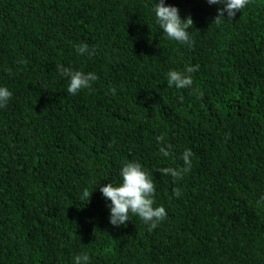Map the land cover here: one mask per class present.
Segmentation results:
<instances>
[{
	"label": "trees",
	"instance_id": "trees-1",
	"mask_svg": "<svg viewBox=\"0 0 264 264\" xmlns=\"http://www.w3.org/2000/svg\"><path fill=\"white\" fill-rule=\"evenodd\" d=\"M157 2L0 0V264H264V0L220 24L223 5L165 0L193 19L191 47L166 37ZM189 65L193 85L169 87ZM59 66L98 79L67 94ZM188 149L182 179L157 171ZM133 161L167 212L152 231L131 214L113 226L100 191Z\"/></svg>",
	"mask_w": 264,
	"mask_h": 264
},
{
	"label": "clouds",
	"instance_id": "clouds-1",
	"mask_svg": "<svg viewBox=\"0 0 264 264\" xmlns=\"http://www.w3.org/2000/svg\"><path fill=\"white\" fill-rule=\"evenodd\" d=\"M210 5L220 4L223 7L219 8L213 23L220 24L225 19L233 20L237 13L245 8L250 0H207ZM155 20L159 27L163 30L168 39L174 40L181 44H187L190 47L195 43L191 40L188 29L193 26V19L189 16L182 19L179 9L175 6H166L165 0H158L154 9ZM227 13V17H225ZM76 51L80 55L94 54L89 53L88 45L85 43L79 45ZM20 63H25L21 60ZM199 70V65L192 67L186 66L183 72L171 70L167 74L168 86H175L177 89L190 88L193 85L191 74ZM58 71L62 76L69 79L67 94H78L82 89L90 87L91 82L98 79L95 73H83L81 71H73L63 66L58 67ZM112 94H115V89H111ZM203 94L200 93L198 98H202ZM12 97V92L6 87H0V108L6 107L8 101ZM182 99V97H181ZM157 142H163L164 137H156ZM170 145L160 147L159 151L164 157L170 155ZM193 153L190 149L185 150L180 159L183 161V167H162L157 171L162 176H171L173 181L182 179L184 174L190 171L192 166L191 157ZM122 182L119 185L108 183L101 186L100 191L106 200L111 201L108 205L110 209V223L113 226L119 227L126 225L129 222L130 214L137 216L149 225V231L157 228L159 223L167 219V212L163 206L154 207V195L156 187L150 179L148 173L143 169L139 162H128L124 164L120 171ZM174 195L179 197L181 191L179 188L173 189ZM93 193V192H92ZM92 193H89L85 188L80 196V200H90ZM74 264H89V256L82 253L74 258Z\"/></svg>",
	"mask_w": 264,
	"mask_h": 264
}]
</instances>
